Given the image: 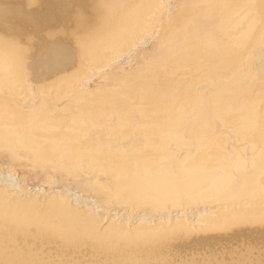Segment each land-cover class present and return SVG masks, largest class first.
Here are the masks:
<instances>
[{
  "label": "bare ground",
  "instance_id": "obj_1",
  "mask_svg": "<svg viewBox=\"0 0 264 264\" xmlns=\"http://www.w3.org/2000/svg\"><path fill=\"white\" fill-rule=\"evenodd\" d=\"M0 264H264V0H0Z\"/></svg>",
  "mask_w": 264,
  "mask_h": 264
},
{
  "label": "rangeland",
  "instance_id": "obj_2",
  "mask_svg": "<svg viewBox=\"0 0 264 264\" xmlns=\"http://www.w3.org/2000/svg\"><path fill=\"white\" fill-rule=\"evenodd\" d=\"M170 10V9H169ZM151 42H152V40H151ZM153 43V42H152ZM152 43H151V46H150V41L149 42H147L146 44L149 46V47H152L153 45H152ZM146 44H143V46L142 45H139V46H137L136 47V51L134 52L133 51V53H132V55H131V57H130V55L129 56H127V57H124V58H121V59H119L120 61H118L119 62V65L121 64V66H122V68L123 69H125V71H123V72H126V73H131V72H137L138 70H140L141 68H143L145 65H147L148 63H149V61L148 60H150V59H153L154 58V56L157 54V53H159V51H160V46H157V45H154L153 46V48H151L150 50H149V47L148 46H146ZM158 47V48H157ZM138 49V50H137ZM143 49V50H142ZM156 49L158 50V51H156ZM146 51H148L147 53H146ZM151 51H153V52H151ZM149 52H151V53H149ZM153 53V54H152ZM145 54V55H144ZM146 56V57H145ZM152 56V57H151ZM143 57H144V59H143ZM150 57V58H149ZM121 60H122V62H121ZM143 60H146V61H148V63L146 62V61H144L143 62ZM121 62V63H120ZM147 64H146V63ZM145 64V65H144ZM114 66V65H113ZM113 66H110L109 67V69L110 68H112ZM139 67H140V69H139ZM121 68V69H122ZM109 69H106V70H109ZM121 69H120V71H121ZM122 69V70H123ZM28 191H31V194L33 195L34 193L33 192H35L36 190L37 191H39L38 189H33V187H32V189L33 190H31V186L29 187L28 186ZM36 191V192H37ZM40 191H42L43 192V190H40ZM40 191L39 192H37V193H39L40 194ZM41 192V193H42ZM74 192V193H73ZM37 193H35V194H37ZM67 195V197L69 196V195H71L70 197H68L69 198V200L70 201H73L72 203H77L78 204V202L80 201V203L79 204H83L82 202L83 201H87V203H85V205L88 207V208H90V209H92V210H90L91 212H93L94 214H96V215H98V217H99V219L100 220H102L101 221V228H103V227H105L109 222H107V220H108V218L109 217H111V216H114L117 212H115V211H112L111 213H109V214H107L106 212H103L100 208H98L96 205H95V200H93V199H91L89 196L90 195H88L89 193H86V192H82V191H79V190H74V191H72V192H70V193H66ZM69 194V195H68ZM78 196V197H77ZM73 198V199H72ZM76 198H81V200L79 199L77 202L75 201L74 202V199H76ZM77 200V199H76ZM94 205V206H93ZM90 206V207H89ZM113 209V208H112ZM111 209V210H112ZM101 210V211H100ZM113 213H114V215H113ZM121 214L123 215V214H125V212L124 211H122V212H120V213H117L116 214V216L114 217V220H121L120 218V216H121ZM107 215V216H106ZM118 215V216H117ZM104 216V217H103ZM117 217V218H116ZM120 217V218H119ZM107 218V219H106ZM138 220V219H137ZM104 221V222H103ZM107 222V223H106Z\"/></svg>",
  "mask_w": 264,
  "mask_h": 264
}]
</instances>
